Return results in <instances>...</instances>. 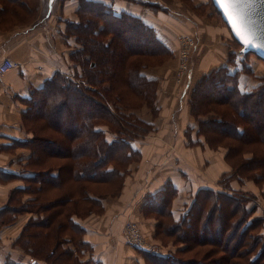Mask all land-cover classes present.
Here are the masks:
<instances>
[{"label":"crops","instance_id":"1","mask_svg":"<svg viewBox=\"0 0 264 264\" xmlns=\"http://www.w3.org/2000/svg\"><path fill=\"white\" fill-rule=\"evenodd\" d=\"M38 1L41 5L37 6L36 13L19 23L3 20L0 5V61L7 58L18 65L0 76V264H6L8 259L9 262L20 264L32 262V258L15 242L30 220L43 217V214L25 209L35 199L32 191L37 194L36 190L41 189L42 183L39 181L46 183L41 189L42 199L53 201L62 192L69 191L79 201L76 206L78 214L73 215L71 220L82 231L80 240L89 245L88 249L81 251L82 254L75 253L80 263L91 260L95 264H148L144 253L162 256L175 252L182 245L176 246L170 242L165 246L156 235L157 220L147 213L148 198L164 196L163 190L172 185L175 196L170 209L172 217L177 220L191 205L199 190H216L220 185V177L230 170L224 161V153L206 146L203 137L197 135V130H192L189 135L186 133L188 127L195 128L187 108L190 83L214 69L226 67L230 73H240V90L250 92L264 85L262 76L253 74L262 66V62L254 60L252 65H247L248 73L242 72L237 62L244 57L236 55L233 62L228 58L234 39L224 22L223 25L212 24L209 19L194 16L183 6L179 7V11L164 3H158L162 12L153 14V11H149L150 6L158 4L150 2V8H146L147 11L140 18L147 26L160 32L162 41L167 40L171 44L175 57L179 48V35L186 34L196 39L193 70L183 86L176 89L172 72L160 71L158 78L164 82L156 92L157 116L153 120L142 118L144 123L153 125L154 132L129 142L132 150L140 154L141 162L128 169L121 183L117 181L116 193L110 186L111 190L104 192L97 185L94 194L89 195L87 191L82 195L78 192V184L89 187L87 181H82L83 178L76 179L78 176L68 177L66 174L56 178L74 163L73 142L63 141L61 135L54 131V120L27 121L28 114L45 115L41 112L42 105L32 102L44 96V87L54 77L63 76L65 67L71 65V54L79 48L74 38L64 36L65 23L49 27L55 18L54 11L60 10L65 15L69 14L66 15L68 17L72 15L74 21V12L80 0H57L51 14L43 21V0ZM130 11L137 17V13H140L133 7H130ZM63 20H67V17ZM150 73L147 72L146 76L155 78ZM50 138H54L55 142H51ZM57 165L64 166V170L61 171ZM243 185L237 181L230 182L232 190L238 186L251 192L258 189L251 182ZM9 217H14V220L8 222ZM5 218L7 220L3 224ZM128 219L138 224L148 248L153 251L132 248L124 241L121 230ZM65 240L68 241L69 237L66 236ZM65 247L74 250L72 244ZM3 248L6 250L4 253ZM13 253L18 254L19 259L13 257Z\"/></svg>","mask_w":264,"mask_h":264},{"label":"trees","instance_id":"2","mask_svg":"<svg viewBox=\"0 0 264 264\" xmlns=\"http://www.w3.org/2000/svg\"><path fill=\"white\" fill-rule=\"evenodd\" d=\"M0 5H2L1 9L3 12L1 18L6 21L9 20L11 23L13 21L19 23L32 16L29 7L32 5H29L28 0H0ZM107 9L108 6L104 3L80 0L79 10L84 15L83 18L88 19V17H91V19H88L91 21V24L89 26V24H82L81 22L79 24L78 22L75 24L68 23L69 25L64 36L66 38H74L75 42L79 45V48L71 54L72 59L73 56L76 57L77 55L78 60L81 61L80 63L85 60L94 59L93 66L91 65V67H96V69L92 73L94 76L102 75L103 79L100 85H103L104 82L112 81L114 83L117 81V86L123 85V89L120 90L121 93L119 92L117 95L111 93V91H114V86H112L109 87L108 91L103 88L101 90L102 96L101 92H98L96 93V97L105 96L108 102L115 101L122 105L124 103V108L130 110L129 104L127 105L124 102L128 101V96L133 94L138 101H148L151 90L149 88L138 87L136 82L137 78L147 82L152 81L144 77L143 74H140L139 70L142 66H150L149 61L146 60V55L148 54L146 45H153V43L156 45L157 41L154 40L153 42L148 39L149 43L144 37H136L135 45L138 48L135 51H130L122 45H118L115 42L116 32H104L100 29L99 21L93 15V13L98 16L102 15L103 18L107 14L115 21L121 20L122 15L113 13ZM12 11L13 14H11ZM126 17L135 23L137 21L135 25L140 27V29L148 32L152 30L141 19L132 15H127ZM109 34H114V36L105 41L104 37L106 36L107 38ZM114 43L117 47H114L110 53L111 46ZM234 43L236 42L234 41ZM237 46L239 45L237 44ZM106 53H110V59H106ZM83 54L85 57L81 58ZM99 60L109 64V67L103 66L102 70L98 68L100 66H96V61ZM102 65L104 64L102 63ZM112 65L117 66L113 70V74L111 72L108 73V68ZM99 70H101V73H98ZM80 75L79 77L83 78ZM127 76L129 79L133 77L134 82L129 83L126 80ZM64 78V76L59 75L54 77L44 87V96L32 102L42 105L41 112L45 115L41 116L39 113H31L27 115V121L35 123L36 120L43 121L46 119L48 122H53V119L57 117L59 121L54 131H57L61 135L63 141L73 142V152H75L73 155L74 163L68 171L60 172L56 177L57 179L65 174L68 177L78 176L76 179L83 178L84 180L82 181H87L89 187H85V184H83L85 186L78 184V192L82 193V195L86 194L87 191H89V195L94 194V188L97 185L100 186V184L106 186V191H110L108 190L109 181L118 172L113 164V157L108 159V152L115 145H122L123 150L127 149V152H135L129 144L134 137L128 140L117 137L118 140L114 143L106 141L101 135V131L97 129L99 124L107 125L104 117H102L105 111L103 105H100L103 114L99 113L98 109L97 113H92L86 118L75 117L78 120V125L83 123V128L79 127L76 129L73 126V130H71L70 124L72 120L66 119V109L62 105L56 104L57 94L54 88L58 84H61V79ZM202 81H204L202 82L203 84L201 83V87H198V90H194L190 99L191 112H193L194 116L203 115L204 117L206 114H209L210 117L202 121L205 131H201L199 128L198 134L204 135L207 141H215V146L218 143L217 141L224 140L223 138L227 139V154L225 155L227 162L232 165L234 160H236V162L240 163L239 165L233 164L232 169H244L241 175L236 173L235 178L240 181H243L244 178L258 183L259 180H263L262 174L258 173L259 171L244 176L243 173L250 172L247 171L246 165L254 160L251 156L249 160L244 159L245 154L243 153L257 145L264 148V85L250 92H243L239 88L238 74L236 72L230 73L226 67L212 70L202 78ZM68 83L65 82L67 86L73 87L72 91L75 90L73 93L78 96L76 103L77 108H79L78 106L83 102V98L87 101L88 99L80 94L81 89H79L80 85L78 83L76 86L73 84L68 85ZM81 84H83L82 81ZM64 92L66 93V91ZM95 104L99 105L100 103L96 102ZM108 115L111 117L110 114ZM111 118L115 119L114 116ZM90 121H94L93 126L89 125ZM114 122L118 123L117 120ZM115 126L120 128L118 125ZM131 126L140 125L132 122ZM53 140L54 138H50L51 142ZM89 140L91 141L89 142ZM107 149L109 150L108 152L103 151ZM100 152L104 156L102 155L101 157ZM260 153L257 161L263 160L262 164L264 165V153ZM128 157L130 156L128 155ZM110 159L112 161L111 164L108 162ZM105 164L107 166L112 165V168L104 166ZM57 168L61 171L64 170V166L61 165H57ZM112 174L114 176L110 177ZM115 178L121 183L120 175ZM226 180L227 178L222 177L220 184L224 181L226 182ZM39 183H42L41 189H43V185L46 183L41 181ZM117 186L118 184L116 187H113L115 193ZM41 189L36 190L37 194L35 191H32L35 199L30 201L25 209L38 215L43 214V217L37 220H30L15 242L18 247L32 258V262L28 264H95L91 260L80 263L78 257L75 255V253L82 254L81 251L89 248L88 244L80 240L82 231L71 220L73 215L78 214L76 206H78L79 201H76L75 195L66 191L62 192L59 198L50 201L40 197ZM163 192L164 196L161 195L159 198L152 196L148 198L149 208L147 209V213L153 215L157 220L156 235L158 237L164 241H168L167 239H169V242L171 241L176 246L182 245V247L165 256L144 253L148 264H264L263 228L261 230L260 225H258V219H252V209H246L248 201L244 196L236 195L233 197L216 190L201 189L196 193L191 205L180 215L179 219L175 220L171 215L170 209V203L175 196V189L172 185H168ZM221 210H225L226 214L223 213L219 216L217 220L218 224L215 226L213 222L216 219L217 213ZM8 219H10L8 222H12L14 217H9ZM5 220L7 218L2 221L3 224H5ZM256 221L259 230L256 229ZM224 233H226L225 238ZM66 236L69 237L68 241L65 240ZM64 244L65 246L72 244L74 250H70ZM6 264L20 263L7 261Z\"/></svg>","mask_w":264,"mask_h":264},{"label":"rangeland","instance_id":"3","mask_svg":"<svg viewBox=\"0 0 264 264\" xmlns=\"http://www.w3.org/2000/svg\"><path fill=\"white\" fill-rule=\"evenodd\" d=\"M118 2H119V4H118V6H116ZM150 2L151 3L157 2V4L159 3L161 5L164 3L167 6H169L170 8L178 9L179 11H181L180 8L185 7L183 9H186V10L193 12L192 14L194 16H197V17L200 16L204 19L205 18L209 19V22L212 24L223 25V23H222L223 21L220 19L219 14H217L214 11L210 0H197V1H194V0H106L105 4L108 6L107 10H109L113 13L122 15L121 20L115 21L107 14H105V16H103V18H102V15L98 16L95 13H93V15H95L94 18L99 21V24L101 26L100 29H102L104 32H108V31H115L116 32L117 36L115 37V42L118 45L120 44L130 51H132V50L135 51L138 48L135 45V38L136 37H138V38L144 37L148 42H149L148 39H150L153 42H154V40L157 41L156 45H154V43H153V45L152 44H150L148 46L146 45V49H148V50H146L148 53L146 55L147 56L146 60L149 61L150 66H147V67L142 66L139 70L140 74H143L144 77H146L147 79L152 80V81L147 82L144 80H139L137 78V82H136L137 83L136 85L138 87L149 88L151 90L150 95H149L148 101H140V100L138 101L133 96V94L128 96V101H124V102L127 103V105L129 104L128 107L131 108L130 110H128V108L127 109L124 108V106H123L124 103L122 105V104L116 103L115 101H113V102L109 101L108 102L106 100L105 96L101 97L102 96L101 90H103V88H105L106 91H108L109 87L114 86V91H111V93H113L114 95L115 94L117 95L119 92L121 93L120 90L123 89V85L117 86V81L115 83H114V81H112L113 83L112 82H104L103 85L102 84L100 85V82L103 79L102 75L94 76L93 73H94L96 67H91V65L93 66L94 59L92 58V59H89L87 61L85 60L82 63H80L81 61L78 60L79 59L78 55L76 57L73 56V59L71 56L69 59V62L71 63V65L65 67V69H64V71L67 72V73H65V72L63 73V76L65 78L61 79L62 80V81L60 80L61 84H58L54 88L56 91V94H57L56 104L58 103V105H60V106L62 105L64 107V109H66V111H67L66 119L68 118V119L72 120V123L70 124L71 130H73L72 129L73 126L76 127V129H78L79 127L83 128V123L82 124L80 123L78 125L77 124L78 120H76L75 117L86 118L87 116H90V114H92V113L93 114L97 113L98 109H99V113H102V111L100 109V107H101L100 105H103L105 108V111H104V116H102V117H104V120H105V122H107V125L99 124V129L101 130V135L106 139V141L108 143H114L118 140V138H125L128 140V139H131V137H134L133 139H131V141L142 139L144 137V135H149V134L154 132L153 131V125H149V124L144 123L143 121H145V120H142V118H144L146 120L149 118L150 119L152 118V120H153L157 116V110H156V105H155L156 92H157L158 88L160 87V84H162L164 82L161 80V78H158L160 71L163 70L167 73L172 72L173 84H174L175 89L182 87L183 84L185 83L186 78L188 76H190V73L193 70V66H194V61H195L194 56H192L189 60L191 64H190L189 70L187 72H185V75L183 76L184 79L180 83H178V81H177L178 74L180 73V69H179V51H180V46H181L180 45V38L181 37H188V38H192L194 41H196V39L193 36L186 35V34L179 35V37H180L179 38V48L177 51V57H175V51H173L174 48L171 47V44L167 40L162 41V39H161L162 37H161L160 32L156 31L154 27H151L152 30H149V32L145 31V30L140 29V27H137L135 25V24H137V21L135 23L134 21H132L126 17L127 15H132L129 13L130 7H133V8L140 11V13H137L138 17L132 15L133 17H137L139 19H141L140 18L141 15H143V13H145L147 11L146 8L151 7V9H149V11H153V14H156V12H162V11H160L161 7L159 4L154 5V6H150ZM28 3H29V5H32L29 7H30V11L32 12V15H34L36 13L37 6H40L41 4L39 3L38 0H28ZM42 4L44 7L45 0H43ZM180 6H183V7H180ZM82 11L84 12V10H82ZM54 13H55L54 14V17H55L54 21L51 23L52 25L49 27H53V25H55L56 23H60V22L65 23L66 29H65L64 33H66V30L68 28L67 26L69 25L68 23H74L75 24L78 22V24H79L81 22L82 24H84V23L89 24V26L91 24V21L88 20V19H91V17H88V19L83 18L84 15H82V12L79 10V7L74 12V14H75L74 21L71 19L72 15H70L68 17L66 15H69V14L65 15L64 13H61L60 10L59 11L56 10V11H54ZM163 13H165V12H163ZM42 16H43V8H42L41 17ZM64 17H67V20L64 21L63 20ZM22 20H24V19H22ZM113 36H114V34H112V35L109 34L107 36V38H106V36L104 37V40L107 41L108 39H110ZM69 38H72V37H69ZM111 47H112V49H111L110 53L112 52L114 47H117V45L114 43V45ZM238 48H239V46H237V44L234 43V41L232 40L231 41V47H230L231 51L229 50V53H228V58L231 62H233L235 60L236 55H239V54H237ZM149 52H151V53H149ZM110 53H106V55H107L106 59L107 58L110 59V56H109ZM84 57L85 56L83 54V57H81V58H84ZM240 57H242V56H240ZM175 58H177V59H175ZM254 60L257 61L260 59H258L254 55L248 54L244 58H240L239 62H237V64H238V67L241 68L242 72L248 73L249 68L247 67V65L248 66L250 64L252 65V62H254ZM173 61H174V66H173ZM102 63L104 65H102ZM143 65H144V63H143ZM96 66H100L98 68H101V70H102L103 66L109 67V64H106V62H102V60H99V61H96ZM116 68H117L116 65L110 66V68H108V73L111 72L113 74V70ZM101 70H99L98 73H101ZM92 71H93V73H92ZM147 72H151L150 73L151 77H155V78H153V79L148 78L146 76ZM237 74H240V73H237ZM253 74L261 75L262 79L264 80V61H262V66H260L259 69H256V72ZM79 75L82 76L83 78H80ZM251 75H252V73H251ZM203 77H201L198 81L192 80L190 83V88L188 91L189 93H188V97H187V108L189 109V114H190V117L193 121L192 122L193 125H195V128L188 127L186 129L187 135H189L192 132V130H194V129H195V132L197 130V135H198V129L199 128L201 131H205L204 125H202V121H204L205 119L210 117L209 114L208 115L206 114V116H204V117H203V115L194 116L193 112H191L190 99L192 97L194 90L195 89L198 90V87H201V83L204 82V81H202ZM70 79L72 80V82ZM126 80L129 83L134 82L133 77H131L129 79L127 76ZM81 81L83 82V84H81ZM65 82H69L68 85L73 84L76 86L79 84L80 85L79 89H81L80 94L83 97H87L88 101L83 98V102H81V104H79V106H78L79 108H77L76 100H77L78 96L73 93V91H75V90L72 91L73 87L71 88V87L67 86L65 84ZM126 86L130 87L128 85H126ZM63 90L66 91V93ZM98 92H101V96L99 98L96 97V95H97L96 93H98ZM63 95H65V96H63ZM79 97L81 98L80 95H79ZM96 102L100 103V104L96 105L95 104ZM52 103H53V101H52ZM102 114H100V115H102ZM108 114H110L111 117L114 116V118L118 121L119 124L115 123L114 121H116V120L109 117ZM130 116H132V117H130ZM147 116H148V118H147ZM112 119H113V121H112ZM53 120H54L55 124H58L59 118L56 117ZM93 122L94 121H90L89 125L91 126L93 124ZM132 122L133 123L136 122L140 126L132 127L131 126ZM115 125H118L120 128H118ZM199 135L203 137L206 146H208L211 150L221 152L222 154L224 153L223 154L224 155V161L226 162V164L228 165V167L230 169L228 173H225L220 177V178H222V177L227 178V180H226V182L224 181L221 184H220V182H218L220 185L217 187L216 191H219L220 193L229 194L230 196H233V197H235L236 195L244 196V198H246L248 201L246 204V209H252L251 210L253 212L251 214L252 219L256 218L259 220L258 225H260L261 230L263 228V232H264V165L262 164L263 160L260 162L257 161V159H258L257 157L260 156V154H261L260 152L264 153V148L257 145L253 148H250L247 152L243 153V154H245L244 159L249 160L250 156H251L254 160L250 164L246 165L247 171H250V172L243 173L244 176L248 175L250 173H257L259 171L258 173L262 174L263 180L261 179L258 181V183H256V182L254 183L252 180H247V179L243 178V181H240L239 179L235 178V174L237 173V174L241 175L244 169H240V170H239V168L238 169L236 168L237 170L232 169L233 164L239 165L240 162H236V160H234L233 164L230 165L225 158V155L227 154L226 142H228V140L223 138L224 140L217 141L218 143L215 146V141H213L214 143L211 140L207 141V139L204 135H201V134H199ZM90 141L91 140H89V142ZM85 144H87V143H85ZM191 145L192 144H190V146ZM112 147H114V148H112L110 151L108 149L103 150V151H105V152L109 151L108 152V159L110 157L111 158L113 157V159H114L113 164L115 165L117 172L121 174V175L117 174L116 176L120 175V179L122 180L123 175L128 173V169L134 168L136 166V164H138V165L140 164V162H141L140 158L141 157H140V154L136 151L135 152H132V151L129 152L128 151L129 152L128 153L127 149L123 150L122 145H120V146L115 145ZM100 155H101V152H100ZM102 155H101V157H102ZM128 155L130 157H128ZM108 162L111 164V162H112L111 159ZM104 166H107V164H105ZM107 167L111 169L112 165H108ZM113 174H114V172H113ZM113 174L110 177H113L114 176ZM115 177L111 178V180L109 181V186H111L112 188L114 186L116 187V185L118 184V182H117L118 180ZM235 181H237V183H239L241 186L243 184H244L243 186H245V183L249 184L251 182L258 189H256L255 192H251L250 189H245V188L243 189V188L238 186V188L236 187V190L235 189L232 190V188H230V187H232V186H230V182H235ZM99 187L102 191L104 190V192H108V191H106L105 185L100 184ZM108 190H111V189L109 188ZM257 191H258V193H257ZM223 213L226 214V211L221 210L219 213H217L216 219L213 222L215 224V226H216V224H218L217 220H218L219 216L222 215ZM258 225H257V221H256L255 226H256L257 230H259ZM253 233H255V232H253ZM225 237H226V233H224V238ZM144 240H145V238H144ZM167 240L168 241H164L162 239L165 246H166V244H169L171 242V241L169 242V239H167ZM5 251L6 250L3 248L2 253H4ZM157 252H159V251H157ZM162 256H165V255H162ZM13 257H16L19 259L20 256L18 254L13 253ZM7 261H9V259Z\"/></svg>","mask_w":264,"mask_h":264},{"label":"water","instance_id":"4","mask_svg":"<svg viewBox=\"0 0 264 264\" xmlns=\"http://www.w3.org/2000/svg\"><path fill=\"white\" fill-rule=\"evenodd\" d=\"M56 1L45 0L41 21L49 17ZM210 1L239 45L237 54H253L264 61V0H224L223 6L217 0Z\"/></svg>","mask_w":264,"mask_h":264},{"label":"built area","instance_id":"5","mask_svg":"<svg viewBox=\"0 0 264 264\" xmlns=\"http://www.w3.org/2000/svg\"><path fill=\"white\" fill-rule=\"evenodd\" d=\"M180 51H179V69L178 83H180L184 78L185 72L189 70L190 58L193 56L197 48V43L192 38L181 37L180 38ZM18 65L11 61L10 59H2L0 61V76L5 75L9 71L17 68ZM121 235L124 241L132 248L135 249H146L152 251L148 248L144 236L138 226V224L132 220H126L122 226Z\"/></svg>","mask_w":264,"mask_h":264},{"label":"snow or ice","instance_id":"6","mask_svg":"<svg viewBox=\"0 0 264 264\" xmlns=\"http://www.w3.org/2000/svg\"><path fill=\"white\" fill-rule=\"evenodd\" d=\"M217 2L220 3L221 6H223L224 0H217ZM225 11L227 12V9H225ZM246 43H250V41H246Z\"/></svg>","mask_w":264,"mask_h":264}]
</instances>
